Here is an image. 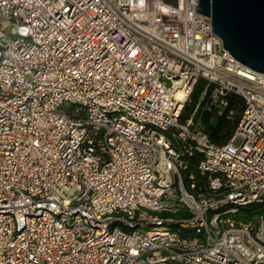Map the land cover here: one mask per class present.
Masks as SVG:
<instances>
[{
    "label": "built area",
    "instance_id": "2783aa9c",
    "mask_svg": "<svg viewBox=\"0 0 264 264\" xmlns=\"http://www.w3.org/2000/svg\"><path fill=\"white\" fill-rule=\"evenodd\" d=\"M0 264H264V74L195 0H0Z\"/></svg>",
    "mask_w": 264,
    "mask_h": 264
},
{
    "label": "water",
    "instance_id": "95a60500",
    "mask_svg": "<svg viewBox=\"0 0 264 264\" xmlns=\"http://www.w3.org/2000/svg\"><path fill=\"white\" fill-rule=\"evenodd\" d=\"M177 8V0H162ZM209 16L224 49L252 71L264 74V0H195Z\"/></svg>",
    "mask_w": 264,
    "mask_h": 264
},
{
    "label": "trees",
    "instance_id": "16d2710c",
    "mask_svg": "<svg viewBox=\"0 0 264 264\" xmlns=\"http://www.w3.org/2000/svg\"><path fill=\"white\" fill-rule=\"evenodd\" d=\"M202 88V83H198L192 94L191 103L186 106L183 116L187 115L191 108L198 102V94ZM206 101H202L195 113L194 119H201L204 130L209 138L215 144L225 143L231 136L236 122L243 110V101L239 96L231 95L229 97V104L223 113L216 111H207L204 106ZM229 110H233V115L228 116Z\"/></svg>",
    "mask_w": 264,
    "mask_h": 264
},
{
    "label": "rangeland",
    "instance_id": "374dc122",
    "mask_svg": "<svg viewBox=\"0 0 264 264\" xmlns=\"http://www.w3.org/2000/svg\"><path fill=\"white\" fill-rule=\"evenodd\" d=\"M194 107V106H193ZM259 208V206H255V205H253V206H250V207H246V212H240V214H242V215H244V214H247L248 213V211L250 210V209H253V210H256V209H258ZM255 211H253V213H254ZM253 217H255V215H253ZM252 219H255V218H252ZM143 228L142 227H137L136 228V230L137 231H139V230H142Z\"/></svg>",
    "mask_w": 264,
    "mask_h": 264
}]
</instances>
